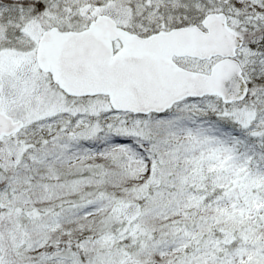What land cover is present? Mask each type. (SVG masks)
Here are the masks:
<instances>
[{"label":"snow or ice","instance_id":"1","mask_svg":"<svg viewBox=\"0 0 264 264\" xmlns=\"http://www.w3.org/2000/svg\"><path fill=\"white\" fill-rule=\"evenodd\" d=\"M0 264H264V0H0Z\"/></svg>","mask_w":264,"mask_h":264}]
</instances>
